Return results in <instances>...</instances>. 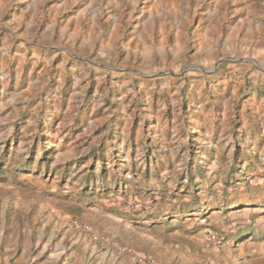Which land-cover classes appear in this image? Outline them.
I'll list each match as a JSON object with an SVG mask.
<instances>
[{
  "label": "rangeland",
  "instance_id": "1",
  "mask_svg": "<svg viewBox=\"0 0 264 264\" xmlns=\"http://www.w3.org/2000/svg\"><path fill=\"white\" fill-rule=\"evenodd\" d=\"M0 170V264H264V0H0Z\"/></svg>",
  "mask_w": 264,
  "mask_h": 264
},
{
  "label": "trees",
  "instance_id": "2",
  "mask_svg": "<svg viewBox=\"0 0 264 264\" xmlns=\"http://www.w3.org/2000/svg\"><path fill=\"white\" fill-rule=\"evenodd\" d=\"M40 161H41V164H46L47 163V153L45 150H42L41 151V154H40ZM97 162V160L95 161V163ZM2 173V171L0 170V174ZM187 194H190L189 192H187Z\"/></svg>",
  "mask_w": 264,
  "mask_h": 264
},
{
  "label": "crops",
  "instance_id": "3",
  "mask_svg": "<svg viewBox=\"0 0 264 264\" xmlns=\"http://www.w3.org/2000/svg\"><path fill=\"white\" fill-rule=\"evenodd\" d=\"M155 250V249H154ZM154 252V251H153ZM167 253V252H166ZM114 255V254H113ZM156 256V255H155ZM113 259H112V261L110 260V262L108 263V264H117V263H121V261L123 262L125 259H122V258H120V259H118V260H116V258L117 257H112ZM181 257H179V259H180ZM136 261L138 262V263H140V264H143L142 263V259H136ZM134 264V263H133Z\"/></svg>",
  "mask_w": 264,
  "mask_h": 264
}]
</instances>
